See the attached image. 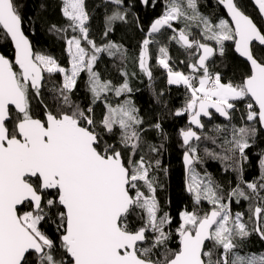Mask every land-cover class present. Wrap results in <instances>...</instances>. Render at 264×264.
<instances>
[{"label":"snow or ice","instance_id":"1","mask_svg":"<svg viewBox=\"0 0 264 264\" xmlns=\"http://www.w3.org/2000/svg\"><path fill=\"white\" fill-rule=\"evenodd\" d=\"M29 3L0 0L10 47L0 51V264H264L249 248L253 236L264 242V143L250 156L264 140V0ZM140 5L162 10L145 26ZM40 26L63 59L35 47L28 32ZM129 28L141 33L132 48ZM229 47L246 63L238 81L216 68ZM154 68L184 89L180 107L155 88ZM141 78L147 103L132 85ZM165 116L187 117L178 136L190 206L175 215L160 199ZM242 202L246 212L234 211Z\"/></svg>","mask_w":264,"mask_h":264},{"label":"trees","instance_id":"2","mask_svg":"<svg viewBox=\"0 0 264 264\" xmlns=\"http://www.w3.org/2000/svg\"><path fill=\"white\" fill-rule=\"evenodd\" d=\"M50 0H30L29 3V11L33 9L34 6H38L41 3H49ZM161 6L157 5V7L153 10L152 8L145 9L142 5L138 6L137 14L139 18L144 22L145 26H147L152 19L158 16L161 12ZM47 14L52 19H59L58 10L55 5L52 4L49 8L46 9ZM97 21H93L94 26ZM27 31V29H26ZM29 37L35 47L39 49L50 50L54 52L59 58L63 59L61 55V44L56 39L55 36L49 34L44 30L43 26H40L38 32H28ZM117 38L125 37L124 30L117 32ZM141 38V33L139 31L129 28L126 33V38L124 42L129 48H132L136 45L137 41ZM0 51L5 53L10 52V47L3 40H0ZM155 51V50H153ZM171 54L176 58L177 64H179V60L185 59L182 52L178 51L175 47L171 49ZM154 64L155 61L153 60ZM225 65L228 66V78H234L235 80H239V78L246 72L247 67L246 63L241 61L232 51L231 47L228 48L227 58L221 62L220 58L216 59V68L218 70H225ZM111 68V65H109ZM181 67H183L181 65ZM154 76H155V88L157 90L164 89L166 92V98L170 97V106L175 109L181 106L184 100V89L177 88L175 86L171 87L169 90L166 84V78L163 74V71L159 68H154ZM114 72V70H113ZM143 81V82H141ZM134 88H140L141 91L137 93V96L140 98L139 102L147 103L150 99L149 89L147 87L148 81L144 78L141 80H134L132 82ZM81 95H83V91H81ZM238 107L241 111H237L234 114V123H240L241 113L243 111V105L240 104ZM207 121V119H205ZM164 131L168 135V140L166 142V149L163 153L162 160L169 168V176L165 180L166 187L164 191L160 193V199L163 202H166L169 198L171 199V211L172 214L175 215L176 210L179 207H182L184 204H188L190 206V197L184 192V168L182 163V154L183 149L180 147L179 143V130L183 128L187 123V117H175V116H165L162 121ZM213 123H227V121H221L216 117ZM210 126V125H209ZM151 135L155 136V133ZM157 143H159V138L156 139ZM264 143V140L258 141V144L251 151L250 156L253 161H255L257 154L261 151L260 144ZM212 147V145H208ZM201 154H203L201 152ZM209 170L213 172V174H217L218 165L215 162H209ZM249 175H258V169L253 168L250 170ZM219 178V176L217 177ZM234 211H244L247 210V202H242L241 205L233 207ZM249 248L253 252H261L264 251V242H261L258 237L253 236L251 238V243Z\"/></svg>","mask_w":264,"mask_h":264},{"label":"water","instance_id":"3","mask_svg":"<svg viewBox=\"0 0 264 264\" xmlns=\"http://www.w3.org/2000/svg\"><path fill=\"white\" fill-rule=\"evenodd\" d=\"M234 54H235V53H234ZM235 55H236V54H235ZM236 56H237V55H236ZM237 57H238V56H237ZM238 58H239L241 61H243L242 58H240V57H238ZM243 62H244V61H243ZM244 63H245V62H244ZM217 118L220 119L221 121H224L222 117L217 116ZM205 119H207V118H205Z\"/></svg>","mask_w":264,"mask_h":264}]
</instances>
